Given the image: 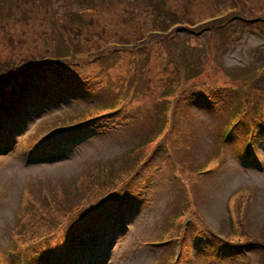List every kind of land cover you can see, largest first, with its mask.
<instances>
[{
  "label": "rangeland",
  "instance_id": "1",
  "mask_svg": "<svg viewBox=\"0 0 264 264\" xmlns=\"http://www.w3.org/2000/svg\"><path fill=\"white\" fill-rule=\"evenodd\" d=\"M18 1L20 0H0V27L10 26L9 30H13L11 31L13 34H22L19 31V21L22 19L16 10ZM82 1L88 2V0H54L53 14L65 22L70 21L72 15L76 14L70 10L76 11L86 7ZM90 1L111 2L120 8L124 0ZM125 1L127 4L131 2L133 5L131 7L138 12L137 19L139 22L145 21L144 27L154 24L150 18L164 19L162 23L171 21L169 19L170 13L163 4L160 6L159 0L155 4L149 2L151 0ZM135 1L137 2L136 5L133 4ZM49 2L50 0H36L35 7L30 8V17L22 26L26 31L24 34L31 36V39L29 38L21 45L20 51H15L7 57L24 52V56L28 54L29 59L39 58L44 55L42 52L44 48L55 45V42L52 44L51 40L54 28L51 24L52 11ZM160 2L166 3L164 0H160ZM221 2L227 5L226 7H232L226 10L221 7L217 10L212 9L218 4L220 5ZM190 5L192 12L199 13H187L185 16L194 20L196 24L208 20L212 15L211 13L226 14L228 10L235 7L241 10L235 8L239 10L242 22L233 21L230 26H222L212 33L209 29H203L199 33L180 31L181 36L175 41L171 36L168 45H174L171 46L170 50L174 53L179 51L178 55H183L181 56L183 64L198 59V55L206 50L213 57L202 66L203 72L199 79H196L198 77L197 69L186 68L185 75L188 78L195 79V81L203 80L206 82L204 87L214 93V89L229 87L232 84V79H237L242 75L250 76L249 69L258 63L264 66V0H172V6L177 12L181 11L182 6L185 12ZM44 6L46 7L39 10L38 7ZM145 6H150L152 11L145 13L142 10ZM232 15L234 14L230 16ZM111 17H114L113 13ZM123 27L121 22L115 28L112 27L113 30L108 27L103 37L125 43L127 34L118 35ZM124 28L127 29V27ZM180 29H177L173 34L176 35ZM128 30L133 33L136 28L130 25ZM170 30L172 31L173 28ZM34 31H44V33L40 38L34 39L32 38ZM162 31L167 32V30ZM64 41V39L58 38L56 42L57 52L68 56L69 46L66 41L67 45H65ZM178 42L183 44L186 42L188 51L185 54L180 51L181 48L178 47V44L175 45ZM70 46L76 54L83 53L71 42ZM163 46L164 42L158 41L150 47V50H154L156 47L163 48ZM129 53L121 54L118 51H109L99 58L98 62L101 65L95 69L96 76L92 77L89 73L86 74L91 80L98 81L102 79L100 75L102 72L103 79L99 83L100 93L95 92L87 96L84 92L64 90L62 95L60 93V97H55L54 94L50 93L47 98L53 97V99L46 100L44 103H41V99L37 100L36 106L28 103L24 105L19 122L21 129L20 131L15 128L12 129L14 135L12 140L17 143L16 149L9 151L8 145L0 146V256L4 261L3 264H18L17 257L20 259L25 257L26 248L31 244L30 242L26 243V240L34 239L31 237L27 222L30 219L29 214L34 213L35 215L37 213L34 205L32 207L30 204V199L34 201V197L31 196L34 193L30 188L34 190L44 188L42 193L40 192L36 196L39 197L48 192V188L55 187L58 189L69 184L71 191L68 202L70 204L79 203L81 200L83 204H92L104 195L107 188L112 187L109 184L110 177H119L120 174L131 168L132 162L129 166L127 164V168L112 169L111 173H108V168H105L103 172L92 174L93 179L90 175L86 183L81 185V179L86 178L87 167L90 162L94 163V167L101 159L111 160L113 165L119 163L114 162L110 156L125 150L133 141L130 120L132 117L136 118V112L140 110L139 106L124 110L119 109L118 106L113 112L103 114L102 119L97 121L96 129L100 132L83 137L80 143L73 142L69 136L62 137L61 134L57 135L58 139H54L51 138L50 134L46 137L47 140L41 144V150L38 151L35 159L30 161L26 157L25 149H23L25 133H27L25 137L30 135L37 142L43 135L48 134L50 127L42 126L46 121L53 120L57 116H63L65 110L73 112L75 109L81 110L99 104L106 96V86L110 83H120L124 74L129 73L132 68L131 65L125 64L128 61ZM161 54L162 52L155 53L153 56V59L157 60L158 63L162 62ZM137 63L140 64L139 61ZM156 66L154 84L156 90H164L165 81L171 77L173 71L168 70V68H161V65ZM118 67L119 70L115 72ZM243 67H245V71ZM55 68L57 71L58 67ZM78 70L81 71L80 68ZM246 71L247 73H245ZM44 83L45 79L41 77L37 85L41 86ZM140 87L142 88V84ZM61 88H64V84L61 85ZM156 90L148 89L145 96L159 99L149 93V91ZM164 93L170 95L168 92ZM191 93L192 90L188 94ZM224 95V91L217 92L215 97L220 98ZM85 97L88 98L85 99ZM114 97L109 98L113 99ZM59 98H61L60 102H56ZM97 111L101 110L97 109ZM187 112L190 115V122L182 118L177 127L172 128L167 134V139L177 140L180 146L165 147L159 143L156 147L154 160L157 163L160 164L162 158H169L170 160L168 162L163 161L161 165L163 169L158 167L155 174L148 180L145 193L138 194L136 205L140 204L142 195L145 196L142 208L137 209L139 211L135 215V206L127 208L123 207L125 205L122 204L123 223L129 224L128 230L114 244L108 264H153L165 248H162L163 243L151 240V238L156 237L158 232L168 225L165 222L172 212V206L175 202H186L185 206L189 211L193 204L192 201H195L200 215L208 221L209 227L221 234L229 230L227 218L244 214V210V217L248 220L252 230L259 236L264 231V144L263 147L259 143L256 144L258 159L263 165L261 163L260 168L251 169L250 165L245 166V163L239 162L237 158L239 138L230 136L226 139L227 130L224 121L227 112L224 110V104H220L219 109L214 111L206 106L203 98L200 101H195V106L189 103ZM231 120L229 119V122ZM221 146L223 147L220 156L221 162L219 160L216 162L214 155H217ZM148 147L149 145L143 146L139 153ZM43 148L45 149L43 150ZM207 151L214 154L213 157L208 161L200 160L206 158ZM116 158H120V154ZM192 159L200 161L190 163L189 160ZM204 163L209 167H218L208 171V166ZM175 172H179V177L176 176ZM136 178L137 175L126 186H124L125 181L120 190L129 191L130 187L139 188V184L134 183ZM29 183H32L33 186L30 187ZM243 186L249 188L253 186V194L239 195L238 191H234V189ZM48 196L50 195L48 194ZM53 201L56 203L58 200ZM226 202L232 203L235 211L230 208L228 210ZM246 203L248 205L245 209ZM16 209L20 210L18 216L15 214ZM19 217L20 222L17 224ZM37 219H41L40 215L37 216ZM36 222L31 224L32 229L37 227ZM42 225L47 230L46 221H43ZM189 228L206 232V228L203 226L191 224ZM104 232L105 238L108 236L110 244H112L114 232ZM186 236L189 244L194 247V249L190 247V252L199 254L196 259L193 256L190 258L193 264H257L263 258L262 249L257 244L246 247L243 250V255L227 258L220 256L221 258H218L211 250L196 247V243L201 241V235H192V233L187 232ZM143 239H147V243H143ZM92 243L93 247L89 248L84 244L83 239L79 242L82 249L88 250L86 253L87 261L90 260L93 249L97 247V242L92 241ZM102 258L103 261H99L97 264H107L104 256ZM23 260L28 263L27 258H23Z\"/></svg>",
  "mask_w": 264,
  "mask_h": 264
},
{
  "label": "trees",
  "instance_id": "2",
  "mask_svg": "<svg viewBox=\"0 0 264 264\" xmlns=\"http://www.w3.org/2000/svg\"><path fill=\"white\" fill-rule=\"evenodd\" d=\"M157 1L158 0H151L149 2L155 4ZM164 1H166V3H161L159 0V4L160 6L163 4L167 8L170 13L169 19H171V21L162 23L164 19L150 18L154 24L144 27L146 25L145 21L140 20L141 22H139L137 19L138 12L132 8L133 5L131 2L127 4L124 0L122 2V6L119 8L117 5L114 6L111 2L99 3L88 0L85 7L86 10L73 14L70 21L61 22V18H58L57 20L51 22L54 28V34L51 37V40L52 44L55 42V45L50 47L52 49L48 48V53L45 57L42 55V57L39 58L29 59L28 54L24 56V52L8 57V60L6 61L10 62L11 67H4V69L0 72V135L2 137L9 135V127L14 125L15 117L19 116L17 108L23 106L28 101L30 102L31 100L38 98L41 95V93L38 92L48 87V83H51V81L54 80L53 76H55L54 71H56V66L58 67V70L56 71L58 75L56 76L62 78L60 79L61 82L55 86H50L47 91L57 86H61L63 83H74L78 88L87 93H98L101 90L99 88V83L103 79L102 72L100 74L102 79L98 81L91 80L88 76H86V74L89 73L92 77L96 76L95 69L96 67H100L101 63L98 62V60L103 54H107L109 51H118L121 54L130 52L128 61L125 63L126 65L132 66L129 71L130 74L125 73L120 83H110L105 88L106 92L114 91L113 95L116 97L115 102L118 104L117 107L119 106L120 108L144 106L154 101V99L145 95L148 93V89L156 90L154 84V80L156 78V74L154 73L157 70L156 65H161V68H166L164 66L169 64V67L175 65L182 66L184 69L195 68L202 74L203 70L197 66V63L205 64L207 59L212 57L210 52L206 50L198 55V59L196 58L192 62L183 64L181 60V56L183 55H178L179 51H176L175 54L170 50L171 45L168 44L170 42L171 35L179 28L181 29L174 36V41L176 38L181 36L179 33L180 31L199 33L203 29H209L212 33L214 30L216 31L222 26H230L233 21L241 22L239 16L240 9L238 7L235 8H238L239 10L232 8L228 10L226 14L211 13L212 15L209 18V21L196 24L194 20H190L189 17L185 16L187 13H199L192 12L191 5L185 12L184 7L182 6L181 11H179L181 13H179L174 10L172 0ZM182 3L185 5L184 1H182ZM133 4H137V2L135 1ZM226 6L227 5H224L221 2L220 5L218 4L212 9L217 10L221 7L226 10L232 7ZM16 8L17 11L23 13L21 16L23 19L26 20L30 17V13H27L26 9H24L19 3L16 4ZM142 10H144L145 13H149L152 11V8L150 6H145ZM153 10L155 11V9ZM131 11L135 13L134 19L133 16L130 15ZM112 13L114 14V17H111ZM231 14L234 15L230 16ZM132 19L133 24L131 23V25L136 28L133 33L124 29H122L120 33L117 32L119 35H122V32L123 34H127L126 39L130 45L118 44L113 40L105 39L103 37L105 30L108 29L107 26L110 23L121 22L126 25ZM217 23H220V25H217ZM170 28H173V30L171 31ZM3 29L5 32L1 35L7 37L8 54L20 51L21 45L31 38V36H26L24 34L26 31H24L22 25H20L19 28V31L22 34H13L11 32L12 30H9L7 27H4ZM148 29L159 32H152L151 35L146 36L145 31ZM166 29L169 30L168 33L162 31ZM43 33L44 31H34L32 38H40ZM59 37L69 41L68 46L70 55L68 57H64L61 53L59 54L56 51V49H58L56 47V42ZM158 41L164 42L163 48L156 47L154 50H150V47ZM70 42L83 53L76 54L70 46ZM182 44L183 43L179 42L178 47L182 46ZM184 44H186V42H184ZM180 51H182L183 54L186 53L182 49H180ZM161 52L162 54L160 57L162 62L158 63L157 60L153 59V56L155 53ZM3 54L4 52L1 51L0 62L5 57H1ZM202 59H204L203 62H201ZM123 60L124 58L122 61ZM136 60H138L140 64L137 63L138 61ZM60 67L64 68H62L59 73L58 71ZM78 68H80L81 71H79ZM42 69L47 75L44 77L45 83L38 86L37 82L41 77H43V75L40 74ZM250 69L255 72L253 75L248 78L244 77L245 81L238 78L232 79L231 84L235 92L239 93L242 91L244 83H246V93L254 95V101L257 102V106L255 108L247 110V113L242 116L246 119L241 122L239 126L237 124L233 126V131L242 135H244V133H248L249 130L252 131L253 135H256L259 132H264V66L258 63ZM118 70L119 67L115 69V72ZM245 73H247V71ZM132 83L135 85L142 84V89H140V91L137 90L136 86L131 85ZM32 86L35 87L34 92L32 90ZM156 91L160 90L157 89ZM149 93L152 94L154 91H149ZM142 108L143 115L136 123V128L142 131V138H150V144L147 150L153 151L155 146L165 138V134L156 136L162 111L158 112L157 110H149L144 107ZM179 112L180 110L178 104L171 103L169 111L165 107L163 123L166 124V127L164 131H166L169 124L172 123L173 118L179 115ZM80 117V111H68L65 112L63 116H57L53 120L46 121L42 126L45 128H51L55 125L61 126L64 123L68 124L67 126H73L79 122ZM3 140L5 139L0 138V141ZM136 146H140V144H131L129 150L133 152ZM114 162L119 163L113 165L111 160L107 161V159H101L97 163V166L94 167V163L90 162L87 167L86 178L81 179V185L86 183L90 175L92 176L94 173L98 174L103 172L105 168H108V173H111L112 169H120L122 167L127 168V156L125 159H115ZM129 165L130 164H128V166ZM132 167H138L137 174L141 168H148L151 171L155 169L153 161L150 157H146L143 162L137 165L132 164ZM142 172H144V170H142ZM91 179H93V176ZM123 179L124 178L120 181ZM42 190L43 189L40 188H38V190L31 189L35 195H31L34 197V201H36L40 205L41 209L44 210V215H42L41 220L46 221L47 223V226L45 225L47 230L44 229L43 225H41V228L38 229V233L42 235L43 238H36L35 245L37 251L38 246L40 248L43 247V245L45 246L39 251V253H36L38 264L50 263L52 247L62 252L68 251L70 241H73L72 239L76 240L85 230L89 235L96 236L97 231L100 229L99 220L102 217V211L116 209V201L118 197L117 191L108 193L94 204H83L82 200L79 203L70 204L68 202L71 191L69 184L63 188L59 187L58 189L55 187L48 188L47 190L50 196L47 194V196L43 197V193L39 197H36L40 194V192L42 193ZM55 199L58 200L56 203L53 201ZM34 201L30 199V203ZM249 231L251 233L253 232L251 228H249ZM252 234L260 238L258 235L254 234V232ZM261 237L263 238L264 234H261ZM49 244L52 245V247L48 246Z\"/></svg>",
  "mask_w": 264,
  "mask_h": 264
}]
</instances>
